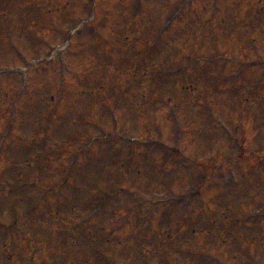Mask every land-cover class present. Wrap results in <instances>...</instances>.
Segmentation results:
<instances>
[{
	"label": "rangeland",
	"instance_id": "374dc122",
	"mask_svg": "<svg viewBox=\"0 0 264 264\" xmlns=\"http://www.w3.org/2000/svg\"><path fill=\"white\" fill-rule=\"evenodd\" d=\"M97 1L95 21L101 23L104 16L108 21L102 32L93 25L73 41L68 52L56 55L53 63L32 68L31 73L22 69L63 39L61 31L67 22L63 6L67 2L76 10L81 0L0 3V69H8L7 75L0 76V264H264V165H256V160L231 162L222 175H210L207 189L205 184L201 193L196 190L198 197L185 196L170 215L165 208L161 212L159 205L154 207L155 218L147 210V201L155 196L149 191L159 188L157 193L179 194L197 184L194 169L190 172L191 168L188 171L180 161L176 163L170 157L172 151L181 150L196 160L194 164L214 153L221 158L230 155V147L211 145L226 143L218 133L203 140L195 132L201 129L202 119L211 122L191 105L179 108L181 124L174 125L172 109L165 102L170 94L164 89L170 86L157 83V70L167 71L189 49L221 61L210 64L215 74L222 66L224 74H229L232 63L251 58L256 69H245L246 78L231 87L237 93L242 88L249 101L264 97V0H192L162 38L164 44L151 54L152 66L142 71L144 79L139 84L135 80L134 85L131 63L144 58H139L142 51L123 56L126 46L141 49L130 43L132 31L136 28L141 33L144 24L151 30L156 23H150L145 13L160 6L164 10L177 0H141L138 14L134 13L135 0ZM213 2L217 4L212 7ZM163 10L160 16L165 17ZM188 25L203 34L184 45L182 33L189 30ZM115 29L117 35L106 43L104 39H112ZM177 32L182 43L166 50ZM171 52L174 55L169 57ZM221 55L232 58L222 61ZM169 58L176 62L165 64ZM260 81L259 94L246 90ZM219 82L220 78L214 80ZM141 93L147 101L139 99ZM225 94L220 92L215 112L226 106L229 97ZM180 95L183 102L195 99L192 93ZM249 107L244 104L227 118L236 123L244 108L248 111L242 121L246 131L253 119L264 122V114ZM154 123L168 147L163 152L144 148L135 139L139 135L148 138L143 131L146 125L158 133ZM113 127L134 140L122 155L118 151L114 155L110 146L126 147L110 139ZM253 141L248 138L242 144L256 145ZM164 154L169 157L162 164ZM61 174L65 176L62 184L58 185L61 180L52 182L61 179ZM94 202L100 208L97 215L89 212ZM168 205L166 201L164 207ZM148 250L157 252L148 254ZM200 252L207 253L209 260L198 261Z\"/></svg>",
	"mask_w": 264,
	"mask_h": 264
},
{
	"label": "trees",
	"instance_id": "16d2710c",
	"mask_svg": "<svg viewBox=\"0 0 264 264\" xmlns=\"http://www.w3.org/2000/svg\"><path fill=\"white\" fill-rule=\"evenodd\" d=\"M171 27V22L169 24H167L161 34L166 33L169 28ZM189 30L186 33H182L185 37L184 40L188 41L191 40L192 38H197L199 32L196 31V28H194L192 25L188 27ZM141 38H144L142 40L143 42V47L138 50V51H142V53H139V58H144L141 59V61H137L134 62L135 64H140L139 66H137V70L138 72L135 70V68H133L134 73L136 74L134 77H137L138 80L140 79L141 75L145 76L144 72H141L143 70L148 71V69H145L147 67H149V65L152 66V64L150 63V59L151 58V54L154 53V50H156L157 48V44L155 41L150 40L149 38H145L146 35H139V34H135ZM181 33L178 32L176 37H172V41L171 44H169V46L164 47L166 50L170 49V47H172L173 45L176 44V41L178 42L179 40L182 41ZM176 46V45H175ZM168 47V48H167ZM174 53L171 52L169 54V57L173 56ZM196 55V56H195ZM192 54L191 57L189 55V57L192 59L193 58V62H194V68L193 70L190 69V67H186L185 65L175 69L176 71L174 72L173 75H169L171 78L168 79L167 75H161L159 81H163V83L168 79L169 81H172L171 85H170V89H171V95L168 97L169 98V105H171L173 103V101L175 100L174 95L177 94H181V92H185V93H190V89H193L194 91H197L198 96L196 97V99L194 100V108H196V110H198L200 113L203 114H207V112H209V109H213L214 106L217 105L218 103V96H217V101L216 100H210V93L215 91V88L213 86L210 85L209 81L211 77H213V73H214V69H212L210 66H208V64L204 61V55L202 54ZM172 59H168V61H170ZM165 61H167V59H165ZM166 62V64L169 62ZM142 64V65H141ZM202 64L204 66H202ZM207 64V65H205ZM144 67V69H143ZM202 67V68H201ZM140 70V71H139ZM220 75V74H219ZM217 75V77L219 76ZM180 79V80H179ZM229 80V79H227ZM232 80V79H231ZM179 82V83H178ZM178 83V84H177ZM179 85V86H178ZM220 89L218 88L215 92H219ZM216 96V95H213ZM212 99H216V98H212ZM230 100H234V102H236V100L240 99L239 96L237 94L235 95H230L229 96ZM245 99V98H244ZM216 101V102H215ZM215 102V103H214ZM183 107H185L187 104H181ZM241 105H244V100H240L239 104L237 105H233V109H237L238 107H241ZM251 106H255L258 108H262L261 111L264 114V107L261 105L260 101L257 102L255 100H251L250 102ZM220 114H225V111L223 110V108L219 109ZM204 116V115H203ZM205 121V120H204ZM254 126H256V132H258V130H264V124H258L253 123ZM252 124V125H253ZM147 133L150 134L149 129H146ZM200 132V131H199ZM209 132H211L212 134H216V132L209 130ZM140 139H143V136H140ZM214 159H212V161L210 162L211 165H215V161H213ZM202 165H205V163H203ZM219 164H217L218 166ZM205 166H209V165H205ZM58 180V179H57ZM63 180V179H62ZM54 183L56 181H53ZM107 218V216H105ZM93 218V217H92ZM150 252V251H149Z\"/></svg>",
	"mask_w": 264,
	"mask_h": 264
}]
</instances>
